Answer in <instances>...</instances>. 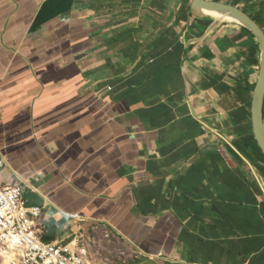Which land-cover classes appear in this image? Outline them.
<instances>
[{
    "label": "crops",
    "instance_id": "crops-1",
    "mask_svg": "<svg viewBox=\"0 0 264 264\" xmlns=\"http://www.w3.org/2000/svg\"><path fill=\"white\" fill-rule=\"evenodd\" d=\"M193 1L0 0V182L43 210L48 242L264 264V176L239 148L254 40Z\"/></svg>",
    "mask_w": 264,
    "mask_h": 264
},
{
    "label": "built area",
    "instance_id": "built-area-1",
    "mask_svg": "<svg viewBox=\"0 0 264 264\" xmlns=\"http://www.w3.org/2000/svg\"><path fill=\"white\" fill-rule=\"evenodd\" d=\"M4 168L0 151V175ZM47 235L44 212L30 207L23 186H5L0 182L1 264H90L84 235L69 242H48Z\"/></svg>",
    "mask_w": 264,
    "mask_h": 264
},
{
    "label": "water",
    "instance_id": "water-1",
    "mask_svg": "<svg viewBox=\"0 0 264 264\" xmlns=\"http://www.w3.org/2000/svg\"><path fill=\"white\" fill-rule=\"evenodd\" d=\"M193 6L203 16L211 18L212 15L208 13H215L228 17L242 25L243 28L253 34L261 48L260 75L253 100L252 124L256 139L264 152V29L243 9L232 4L210 0H194Z\"/></svg>",
    "mask_w": 264,
    "mask_h": 264
},
{
    "label": "trees",
    "instance_id": "trees-1",
    "mask_svg": "<svg viewBox=\"0 0 264 264\" xmlns=\"http://www.w3.org/2000/svg\"><path fill=\"white\" fill-rule=\"evenodd\" d=\"M242 1L243 0H235V2H233V5L237 6ZM245 4H247V6L243 10L248 14H249V10H251L253 14H251L250 16L262 27V29H264V0H245ZM184 6H187L186 2H184ZM176 21L179 22L180 17H177ZM198 23H200L198 20L194 22L195 27L196 24L198 25ZM201 23H205L207 27H209L212 24L208 16H204L203 19L201 20ZM130 34L131 32L129 31L128 35ZM244 38H252L255 43L253 46H249V48L246 49V52L244 53L245 57L243 64H245L246 67L249 68V70L251 68H259L261 48L258 42L255 41L256 39L255 37H253V34L250 33L247 29L243 28L241 29L240 33L233 39V41L237 42ZM256 85L254 86L248 85L247 93L249 94L254 93L257 87ZM251 109H252V103H251ZM247 121L249 123L247 129L241 131L239 134L240 135L239 148L242 149L243 151L249 150L248 157L252 161L253 165L264 176V152L259 146V143L253 131L252 114L251 115L248 114Z\"/></svg>",
    "mask_w": 264,
    "mask_h": 264
},
{
    "label": "rangeland",
    "instance_id": "rangeland-1",
    "mask_svg": "<svg viewBox=\"0 0 264 264\" xmlns=\"http://www.w3.org/2000/svg\"><path fill=\"white\" fill-rule=\"evenodd\" d=\"M240 8H244L247 6L245 4V0L238 4ZM253 14L251 10H249V15ZM163 15V14H162ZM218 23L221 22L224 25H238V28L234 29H241L242 25L238 24L237 22H229L224 19H217ZM254 37V36H253ZM250 42L253 41L252 38H249ZM254 42V41H253ZM255 43V42H254ZM261 57V54H260ZM260 67V66H259ZM259 71H256V75L252 76V80L257 83L259 80L260 75V68ZM90 240H87V247H88V259L90 264H136L137 263V255L133 253L129 248L124 246L116 245L112 242H107L108 238L100 236L97 233L96 237H90ZM139 261V260H138ZM1 264V262H0Z\"/></svg>",
    "mask_w": 264,
    "mask_h": 264
},
{
    "label": "bare ground",
    "instance_id": "bare-ground-1",
    "mask_svg": "<svg viewBox=\"0 0 264 264\" xmlns=\"http://www.w3.org/2000/svg\"><path fill=\"white\" fill-rule=\"evenodd\" d=\"M208 14H210V15H212V16H214V17H217V18H220V19H227V20H231V21H233L232 19H230V18H228V17H225V16H223V15H219V14H213V13H208Z\"/></svg>",
    "mask_w": 264,
    "mask_h": 264
}]
</instances>
